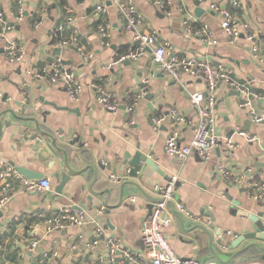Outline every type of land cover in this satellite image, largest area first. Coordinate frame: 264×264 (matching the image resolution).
Masks as SVG:
<instances>
[{"label": "crops", "instance_id": "1", "mask_svg": "<svg viewBox=\"0 0 264 264\" xmlns=\"http://www.w3.org/2000/svg\"><path fill=\"white\" fill-rule=\"evenodd\" d=\"M134 1L142 16L141 32L156 30L161 41L172 44L175 54L192 55L232 68L235 77L250 82L262 96L255 101V110L264 109V64L255 58L245 33L253 35L264 49V0H240L239 8L229 0H160L166 4L164 8L157 0ZM101 5L105 12L97 10ZM0 9L14 25L0 39V157L17 168L44 174L51 184L49 190L26 191L18 181L13 183L10 199L0 211V264H103L99 256L105 252V241L96 237L97 226L107 236L120 237L130 251L145 258L142 232L150 205L161 198L158 187L165 186L174 176L178 178L175 195L166 210L172 222L165 227V234L180 257L216 261L210 250V246L219 249L216 229H210L211 240L196 228L198 224L209 225L210 215L215 218L214 225L228 236L251 226L249 219L236 216L237 210L262 215L260 219L264 221V204L248 194L253 181H264V122L249 119L238 91L225 83L217 86L216 121L222 140L210 160L205 161L196 153L186 160L170 157L165 149L166 139L175 125L169 112L176 108L188 118L186 124L177 127L181 141L190 142L199 121L190 93L207 94L203 81L186 74L180 82L172 79L153 62L151 49L138 61L115 64L120 55L134 46L135 31L124 28L118 8L108 0H25L22 18L13 0H0ZM224 11L230 12L245 34L234 42L222 27ZM69 17L73 18L72 23H68ZM104 22L109 25V45L103 43L99 31ZM59 24L65 25L67 37L76 30L81 44L93 57L85 59L73 46H56L53 31ZM202 25L213 31L217 44L189 32ZM9 40L23 45L25 54L21 61L11 62L7 58L5 47ZM58 57L76 71L84 85L78 99L62 86L28 73ZM94 84L115 93L119 101L117 111L98 104ZM142 91L144 96L135 112L129 113L127 107ZM32 117L65 143L69 170L62 155L38 159V148L25 138L24 119ZM160 117L165 119L156 128L154 119ZM239 129L257 135L259 140L248 142L237 134ZM228 138L238 144L235 150L227 147ZM137 144L161 174L148 167L146 177L139 181L141 188L125 185L120 196L122 181H137L127 175L128 166L123 165L124 160L133 157ZM221 162L236 174L245 175V180L237 185L221 179L216 171ZM62 172L68 173L70 180L60 195L57 187L61 180L54 175ZM90 189L103 192L93 197L91 206L86 198ZM234 202L240 206L236 207ZM180 203L192 217L179 209ZM64 206L83 208L89 223L46 232L45 218ZM101 208L104 210L99 213ZM95 240H100L99 244L93 245ZM33 242L38 244L31 249ZM46 252L58 255L44 259ZM233 264L264 262L238 260Z\"/></svg>", "mask_w": 264, "mask_h": 264}, {"label": "built area", "instance_id": "2", "mask_svg": "<svg viewBox=\"0 0 264 264\" xmlns=\"http://www.w3.org/2000/svg\"><path fill=\"white\" fill-rule=\"evenodd\" d=\"M17 5L20 13V18L24 15L25 0H13ZM115 5L124 21V28L126 30L135 31L134 46L129 48L124 54L120 55L115 64L121 65L127 61H138L147 51L151 49L153 62L161 69L162 72L168 74L172 79L180 82L183 74L191 78L200 79L206 84L207 94L201 91L190 93V99L198 111V125L193 139L188 143L181 141L180 126L188 122V118L182 114L178 109L172 108L169 112V117L173 120L175 128L166 139V153L173 158L186 160L194 153L198 154L203 160H210L215 154L216 149L220 145L222 137L217 128L216 121V89L219 83H225L231 88L235 89L242 95L243 101L241 106L248 109L249 119L254 123L264 122V109L257 112L254 103L262 96L253 89L250 82H242L234 76L232 68L223 63H214L210 60L201 59L195 56H187L173 53V46L169 41H161L156 30L150 32H141L139 26L142 22V16L138 11L134 0H108ZM229 2L236 8L240 7V0H229ZM156 3L164 8L166 4L160 0ZM213 8H216L213 5ZM100 12H105L104 6L97 8ZM73 18H68V23H72ZM39 22L36 27H39ZM186 25L189 22L185 21ZM222 27L231 42L240 39L243 35L240 24L232 17L230 12L224 11V20ZM14 29V25L9 23L4 13L0 9V39L5 38L7 33ZM65 25L59 24L53 31L55 38V45L58 47H75L81 55L87 59L92 58V53L85 50L81 44L80 36L75 30L70 37L64 35ZM99 31L103 38V43L109 45V25L101 23ZM189 32L210 44H217L213 31L207 26L202 25L195 29H189ZM246 39L251 44L252 52L259 63L264 64V49H261L255 42V37L250 35L247 31ZM5 53L11 62H19L23 59L25 49L21 43L15 40H9ZM37 79H48L53 84L62 86L66 92L74 99H78L83 92L84 85L79 79L76 71L73 68L67 67L62 58L58 57L51 63L41 67L38 71H28ZM93 87L97 92V102L103 108L109 111H117L119 108V101L115 93L106 89L101 84H94ZM144 92L135 95L134 100L127 107L129 113H134L138 102L143 98ZM165 118L160 117L154 119L155 127ZM237 134L244 137L248 142H256L259 137L248 131L239 129ZM226 144L229 150H235L238 147L231 138L226 139ZM217 174L224 181L233 182L237 185L241 184L245 179V175L236 174L230 167L224 163L217 165ZM18 181L22 188L26 191L31 190H49V179H31L23 175L16 166L8 163L0 157V188L2 196L0 197V211L4 208L10 199V193L13 190V183ZM178 178L174 176L165 186L158 187L161 201L157 202L151 214L147 217L143 232L142 240L146 247L145 258L134 254L124 244L120 237L107 236L104 234L102 227L97 226L96 237L105 241V252L99 256L103 264H222L217 261H207L202 263L196 258L184 259L177 255L166 234L165 227L172 222L170 217L166 216L168 203L175 195L176 184ZM249 196L264 204V181H253L248 188ZM135 201V199H132ZM179 209L187 216L192 217V213L187 207L180 203ZM104 208L99 210L102 213ZM46 232H53L63 230L69 226H84L89 223L87 213L83 208L64 206L57 209L55 212L45 218ZM100 240H95L93 245L99 244ZM37 242H33L31 249L37 246ZM26 253H23L25 255ZM58 253H44V259L49 257H57Z\"/></svg>", "mask_w": 264, "mask_h": 264}, {"label": "water", "instance_id": "3", "mask_svg": "<svg viewBox=\"0 0 264 264\" xmlns=\"http://www.w3.org/2000/svg\"><path fill=\"white\" fill-rule=\"evenodd\" d=\"M50 104H52L54 107H57L54 103ZM24 127L25 138L32 142L33 147L36 146L38 148V159L46 160L53 154H55V156L62 155L63 164L69 170L68 163L66 160L67 150L65 147V143L59 141L57 137H55L51 132H49V130L43 128L41 126L40 121L35 117L24 119ZM152 162L153 161H151L147 155L143 154L139 150V144H137V151L135 152L133 157L123 161V165L128 166L127 175L137 181H122L120 187V196H123V188L125 185H133L138 188H141L139 181L143 176L146 177L148 173V167L154 169L155 171L161 174V171L158 168H155ZM18 170L23 175L31 179H44L45 176L42 173L33 172L23 167H18ZM54 177L61 180V183L57 187V193L61 195L63 194V188L65 184L70 180V175L66 172H62L55 173ZM105 192H109V190H106ZM102 194L103 192H98L94 189H90V193L86 194V198L89 201V206L92 205V199L94 196H101ZM160 201L161 198L150 205V214L155 204ZM170 202L168 204H170ZM233 204L236 207L240 206L239 202H234ZM1 216L2 213L0 214V217ZM236 216L245 217L246 219H249L251 226H246L247 228L244 227L240 232L237 233L232 232L231 236H228L226 231H224L221 227H216L214 225L215 218L210 215L212 220L209 225L198 224L196 228L202 229L210 237L211 240L212 237L210 229H216V235L218 236L217 245L219 249L217 251L215 248L210 246V250L213 255V258L217 262L222 264H233L238 260H256L264 262V221L260 219L262 215H251L247 211L237 210ZM201 262L205 263L207 261Z\"/></svg>", "mask_w": 264, "mask_h": 264}]
</instances>
